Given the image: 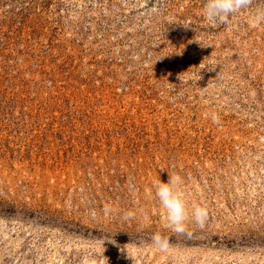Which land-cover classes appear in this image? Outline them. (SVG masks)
Here are the masks:
<instances>
[{
  "label": "rangeland",
  "instance_id": "rangeland-1",
  "mask_svg": "<svg viewBox=\"0 0 264 264\" xmlns=\"http://www.w3.org/2000/svg\"><path fill=\"white\" fill-rule=\"evenodd\" d=\"M204 2L0 0V264H264V0Z\"/></svg>",
  "mask_w": 264,
  "mask_h": 264
},
{
  "label": "clouds",
  "instance_id": "clouds-1",
  "mask_svg": "<svg viewBox=\"0 0 264 264\" xmlns=\"http://www.w3.org/2000/svg\"><path fill=\"white\" fill-rule=\"evenodd\" d=\"M252 3L253 0H205L203 13L206 19L213 23H227L230 17L243 9L251 7ZM252 22L254 24L264 23V8L256 9ZM213 121L218 122V117L214 116ZM169 177L167 183L161 182L160 179L153 181L152 188L155 197L164 210L166 227L176 233H184L187 226L186 222L189 219V209L181 194L183 178L179 174H169ZM192 215L195 221L203 227L207 215L206 210L197 206L193 209ZM132 218H134L132 212L124 214L125 220ZM151 244L161 252H167L170 247L169 239L159 233L152 235Z\"/></svg>",
  "mask_w": 264,
  "mask_h": 264
}]
</instances>
